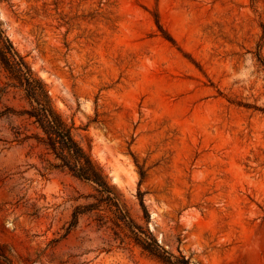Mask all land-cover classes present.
<instances>
[{
	"label": "rangeland",
	"instance_id": "374dc122",
	"mask_svg": "<svg viewBox=\"0 0 264 264\" xmlns=\"http://www.w3.org/2000/svg\"><path fill=\"white\" fill-rule=\"evenodd\" d=\"M0 22L137 224L190 264H264V0H0ZM8 82L0 113L28 106ZM17 132L42 133L0 117V264H167L109 211L73 225L96 185Z\"/></svg>",
	"mask_w": 264,
	"mask_h": 264
},
{
	"label": "trees",
	"instance_id": "16d2710c",
	"mask_svg": "<svg viewBox=\"0 0 264 264\" xmlns=\"http://www.w3.org/2000/svg\"><path fill=\"white\" fill-rule=\"evenodd\" d=\"M0 64L7 73L9 85L22 89L28 103V106L21 110L7 108L0 113V117L3 115L22 117L26 123L42 132L31 136L25 135L22 138H19L17 132L14 140L25 142L34 137L37 143L42 144L59 161L53 164L55 168L66 169L76 177L96 185L97 194L94 196V202L76 207L73 213V225L77 223L80 213L88 215L95 213V220L99 226H102L104 215L100 212L109 211L113 214L108 219L112 222L113 228L127 229L128 237L144 250L167 264H190L182 254L176 256L168 252L149 229L143 228L131 218L121 202L120 193L110 183L102 166L75 139L74 123L69 124L58 111L46 83L37 76L25 57L14 46L2 28L1 22ZM140 203L145 208L142 197Z\"/></svg>",
	"mask_w": 264,
	"mask_h": 264
},
{
	"label": "bare ground",
	"instance_id": "6f19581e",
	"mask_svg": "<svg viewBox=\"0 0 264 264\" xmlns=\"http://www.w3.org/2000/svg\"><path fill=\"white\" fill-rule=\"evenodd\" d=\"M22 228V227H21Z\"/></svg>",
	"mask_w": 264,
	"mask_h": 264
}]
</instances>
